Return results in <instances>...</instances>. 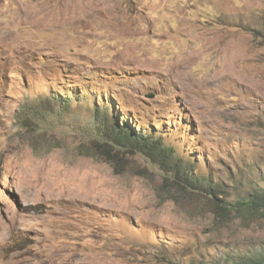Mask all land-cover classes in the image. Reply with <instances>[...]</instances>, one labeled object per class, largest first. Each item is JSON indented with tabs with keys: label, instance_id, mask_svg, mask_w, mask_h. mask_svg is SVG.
<instances>
[{
	"label": "rangeland",
	"instance_id": "rangeland-1",
	"mask_svg": "<svg viewBox=\"0 0 264 264\" xmlns=\"http://www.w3.org/2000/svg\"><path fill=\"white\" fill-rule=\"evenodd\" d=\"M257 189L264 0H0V264H235L264 217L215 202Z\"/></svg>",
	"mask_w": 264,
	"mask_h": 264
},
{
	"label": "trees",
	"instance_id": "trees-1",
	"mask_svg": "<svg viewBox=\"0 0 264 264\" xmlns=\"http://www.w3.org/2000/svg\"><path fill=\"white\" fill-rule=\"evenodd\" d=\"M66 97H68V95ZM65 103L66 102L63 104ZM95 116L96 119L100 120L97 126L102 129V133L105 135H109L110 133L116 142L131 144L142 156L151 159L155 156L162 157L161 152L163 153V149L165 148L160 147V144L157 140L152 138V135H145L142 132L132 131V127H128L125 123L120 125L119 121L114 118L109 120V113L96 111ZM158 140L161 141V138ZM179 164L177 166L179 168V170H177L179 173L177 174L178 176L185 178V180L189 182L188 184H192L195 188H204L209 191V197L215 196L217 189L212 185L208 177L191 175V173H189L190 168L185 166L186 162L184 163V170L180 173ZM182 166L183 165H181V168ZM215 205L225 210V212L220 215L221 217H225L227 216L226 214L229 215V213L233 212L236 215H241L243 218H262L264 217V189H257L239 199L234 204L229 203L226 207L221 206L218 202H215ZM235 264H264V247L257 248L256 252L252 255L246 253L240 256Z\"/></svg>",
	"mask_w": 264,
	"mask_h": 264
},
{
	"label": "bare ground",
	"instance_id": "bare-ground-1",
	"mask_svg": "<svg viewBox=\"0 0 264 264\" xmlns=\"http://www.w3.org/2000/svg\"><path fill=\"white\" fill-rule=\"evenodd\" d=\"M72 17V16H71ZM62 20V19H61ZM126 21V20H125ZM78 22V21H77ZM184 25V24H183ZM133 28V27H132ZM136 29V28H135ZM200 32V31H199Z\"/></svg>",
	"mask_w": 264,
	"mask_h": 264
}]
</instances>
